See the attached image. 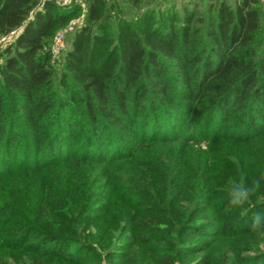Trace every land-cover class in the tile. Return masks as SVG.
<instances>
[{
	"label": "trees",
	"instance_id": "obj_1",
	"mask_svg": "<svg viewBox=\"0 0 264 264\" xmlns=\"http://www.w3.org/2000/svg\"><path fill=\"white\" fill-rule=\"evenodd\" d=\"M40 1L0 0V37L17 30L0 46V264L14 251L27 264H215L217 250L246 264L264 244L251 228L264 181L231 210L227 189L264 175L262 1L155 0L135 17L118 0H84V13ZM80 15L55 81L53 37Z\"/></svg>",
	"mask_w": 264,
	"mask_h": 264
},
{
	"label": "rangeland",
	"instance_id": "obj_2",
	"mask_svg": "<svg viewBox=\"0 0 264 264\" xmlns=\"http://www.w3.org/2000/svg\"><path fill=\"white\" fill-rule=\"evenodd\" d=\"M77 3L81 4V9L84 13L85 10V6L86 3L84 0H75ZM116 1V0H115ZM120 2V9H121V13L126 16V17H130V16H139L142 12V10L144 9V7L146 6H150L152 5L154 2H156L155 0H139L138 3H132V2H127L126 0H118ZM163 1H167V0H163ZM168 1H174L176 4L181 5L183 2H185V0H168ZM197 1V0H196ZM228 3L230 4H234L235 0H227ZM261 4L264 7V0H261ZM204 3V2H203ZM203 3H200L201 5H203ZM154 6V5H153ZM155 7V6H154ZM84 15H80L79 18L73 19L71 20L66 26H64L63 28H61L60 30H58V32L55 34V36L53 37V41L54 38L56 36H58L59 34H63V40H62V49L59 51V55L55 58H51V62L54 65V79L55 81L58 80L59 76H60V69L62 68V55L63 53L70 48L71 45V41L73 38L74 33L76 32L77 28L83 24L84 22ZM17 32V30H16ZM13 35H7L5 36V39L1 41V37H0V46L2 47L4 44H6L7 42H9L11 40V38H13ZM3 38V37H2ZM53 41L51 43V47L53 45ZM2 62V58L0 57V63ZM168 166V165H167ZM169 167V166H168ZM126 199V198H125ZM125 199L123 200V203L126 204ZM112 200V199H111ZM109 200V201H111ZM199 199H197L198 201ZM204 200V198H201L199 200L202 201ZM115 200H112L110 202V208L112 209V211H110V215H117L120 216V208H118V203L117 202H113ZM121 202H119L120 205ZM252 239L255 240V236H252ZM124 242L123 239H121V242ZM220 251L221 250H217L216 252H214V255L211 259H215V264L216 262H218V264H220V259L217 258L220 256ZM264 252V244L263 242H259V245L256 246V248H254V250L252 251H248V252H243L242 257L245 258V263L249 264L250 262H252L253 260L250 257H253L251 255H255L257 256V252ZM238 253L237 250H235L234 255ZM250 253V254H249ZM25 255L22 251H14L12 252L11 256L9 258H7L8 262L10 264H21L24 261V264H27V259H25ZM190 263H196V260H192L190 261Z\"/></svg>",
	"mask_w": 264,
	"mask_h": 264
},
{
	"label": "clouds",
	"instance_id": "obj_3",
	"mask_svg": "<svg viewBox=\"0 0 264 264\" xmlns=\"http://www.w3.org/2000/svg\"><path fill=\"white\" fill-rule=\"evenodd\" d=\"M261 181H264V175L255 179L252 184L246 185L244 180L241 179L239 182L237 181H229L228 186V209L231 210L232 208H240L247 204L251 197L260 189ZM252 231L260 233L264 235V214L257 213L253 216Z\"/></svg>",
	"mask_w": 264,
	"mask_h": 264
},
{
	"label": "built area",
	"instance_id": "obj_4",
	"mask_svg": "<svg viewBox=\"0 0 264 264\" xmlns=\"http://www.w3.org/2000/svg\"><path fill=\"white\" fill-rule=\"evenodd\" d=\"M44 1L45 0L40 1V6L43 4ZM53 1H55L59 4H62V5H67L74 0H53ZM15 34H16V30H13L8 35L9 36L10 35L15 36ZM5 36H7V35H5ZM5 36H3V38L1 37V41L5 39ZM62 40H63V34L62 33L54 38L53 45L50 48L51 58H55L59 55V51L62 49Z\"/></svg>",
	"mask_w": 264,
	"mask_h": 264
}]
</instances>
